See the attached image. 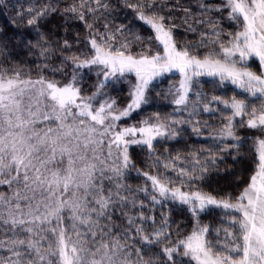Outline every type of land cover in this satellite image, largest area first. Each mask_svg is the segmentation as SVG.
<instances>
[{"label": "snow or ice", "instance_id": "snow-or-ice-1", "mask_svg": "<svg viewBox=\"0 0 264 264\" xmlns=\"http://www.w3.org/2000/svg\"><path fill=\"white\" fill-rule=\"evenodd\" d=\"M0 9V264H264V0Z\"/></svg>", "mask_w": 264, "mask_h": 264}, {"label": "trees", "instance_id": "trees-1", "mask_svg": "<svg viewBox=\"0 0 264 264\" xmlns=\"http://www.w3.org/2000/svg\"><path fill=\"white\" fill-rule=\"evenodd\" d=\"M12 3H15V0H12ZM9 7H11V5H9ZM10 15H11L10 12L3 10V9H0V25H5L8 22V20L10 19ZM187 38L189 40L195 39V37L192 36L191 34H189ZM230 94L231 93H229V95ZM131 183L136 184V183H139V181H131Z\"/></svg>", "mask_w": 264, "mask_h": 264}]
</instances>
